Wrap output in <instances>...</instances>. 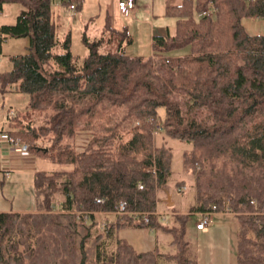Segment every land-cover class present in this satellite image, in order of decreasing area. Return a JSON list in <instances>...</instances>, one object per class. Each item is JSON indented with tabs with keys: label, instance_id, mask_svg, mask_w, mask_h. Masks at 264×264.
Here are the masks:
<instances>
[{
	"label": "trees",
	"instance_id": "1",
	"mask_svg": "<svg viewBox=\"0 0 264 264\" xmlns=\"http://www.w3.org/2000/svg\"><path fill=\"white\" fill-rule=\"evenodd\" d=\"M13 1L23 10L0 25V45L24 36L28 45L10 57L0 84L26 96L24 112L44 111L48 119L35 125L16 112L5 133L55 167L33 172L28 209L10 201L0 211V264H196L185 224L211 206L227 207L237 221L235 264H264V34L242 25L264 18V0H182L165 10L173 34L153 36L145 60L123 52L124 29L98 39L82 35L86 54H73L69 31L57 32L52 0H0V8ZM208 2L211 15H200ZM59 4L78 9L80 0ZM182 99L196 110L190 117L181 114ZM156 120L166 138L189 146L181 167L192 175L195 204L171 211L168 225L151 214L147 224L127 214L102 224L100 216L121 200L128 211L152 213L163 202L157 194L167 195L172 154L154 143ZM78 133L87 134L81 148ZM184 183L175 181V190ZM129 226L168 235L170 251H135L116 236Z\"/></svg>",
	"mask_w": 264,
	"mask_h": 264
},
{
	"label": "rangeland",
	"instance_id": "2",
	"mask_svg": "<svg viewBox=\"0 0 264 264\" xmlns=\"http://www.w3.org/2000/svg\"><path fill=\"white\" fill-rule=\"evenodd\" d=\"M58 9L57 20V32L62 34L69 30L71 35V47L70 51L73 54L85 55L84 46L80 40L82 37V25L80 23V18L87 19L95 17V23L98 25L102 21L104 11L103 9H98L95 5V0H85V6L83 10L80 8H74L70 11L65 8L53 7L51 5V10L56 13ZM23 10V6L16 1L13 2H3L0 8V20L10 21ZM79 11V12H78ZM83 11V12H82ZM149 15L145 14V18L149 19ZM130 22L133 20H125ZM123 24L125 23L122 21ZM132 23L134 26L131 27V46L128 47L132 53L130 54H142L140 52L149 50V45L144 42L141 35V30L145 28L142 24V17L137 21ZM140 23V24H139ZM242 25L246 33L248 34H264V18H244L242 20ZM88 35V29L86 31ZM85 35V36H87ZM93 36V35H91ZM187 50L186 47L172 50L171 54H181ZM25 52V42L23 37L12 38L8 37L0 45V71L9 70L11 68L10 57L16 54ZM18 98L19 101L13 106L17 110L25 107L27 104V98L25 95L19 92H12L8 89L0 94V114H4L10 102L13 98ZM181 114L183 116H191L195 109H189L183 105V99L181 100ZM23 110V109H22ZM187 110V112H186ZM10 115H13V111L10 110ZM158 115L162 117L163 109L158 108ZM9 115V116H10ZM27 118L32 121L35 125H41L45 123L48 119V113L44 111H35L26 113ZM5 118H3V121ZM2 124V123H1ZM131 127H137L135 122L130 124ZM151 134L156 145L163 143L171 151V174L167 182V195L169 196L170 203L166 200V195L163 197V193L159 192L157 195L161 197L163 202L157 203L155 209L158 213V218L164 217L163 223L168 225L171 221V211L179 210L180 212H187L191 206L195 204L193 189L191 187L192 175L185 173L181 167V153L182 151L188 149V145L184 142L178 140H171L166 138L161 131L155 133L153 129ZM39 160H36V166L38 168L52 169L54 165L45 162L39 164ZM44 163V161H43ZM184 181V189L181 192H177L174 188L173 183L179 180ZM166 200V202H165ZM14 206V204H13ZM115 215L113 213H108L100 216V222L104 224L105 222H110L113 220ZM199 219V214L197 212L189 214L184 231V239L188 244V254L190 257L194 258L196 264H235V240L237 231V221L233 215L230 213L216 212L212 216V221L208 227L204 228L202 231H197L194 228V223ZM160 221V220H159ZM116 236L125 240L135 251L146 252V251H158V252H169L170 246L168 244L169 236L163 234L162 232L156 230H150L148 226H129L120 228L116 231ZM159 264H173L171 261H159Z\"/></svg>",
	"mask_w": 264,
	"mask_h": 264
},
{
	"label": "crops",
	"instance_id": "3",
	"mask_svg": "<svg viewBox=\"0 0 264 264\" xmlns=\"http://www.w3.org/2000/svg\"><path fill=\"white\" fill-rule=\"evenodd\" d=\"M116 2L117 0H95V5L98 7V9H100L101 7V9H103L104 11L102 21L98 25L95 23L96 14L94 15L93 18L91 17V18L83 19L79 17L80 23L83 28L82 35H87L86 31L88 29L87 37L89 39L92 38L98 39L101 35H107L109 33L108 29L112 32L122 31L124 29L129 42L122 44L123 52L130 56H139L143 60H145L151 56V40L153 36H164V35L173 34L174 18L166 15L165 10L179 6L182 0H135L134 10L126 16L120 15L118 13L116 9ZM51 5H53V7H60V9L65 8L72 11L71 9L59 3H51ZM84 6H85V0H80V7L76 10H79L80 8L83 10ZM54 12L52 11L54 15V19L57 20L59 14L58 9L56 13ZM145 14L150 16L148 21L145 18ZM140 17H142V24L145 26V28L141 30V35L143 37L144 42L147 43V45H149V50H147V53L145 51H142L140 52L142 54L139 55L130 54L132 53L130 50H133L132 48L128 50V47L131 46L129 44H131L132 42V38L130 36L131 27L134 26L132 23H135L134 21H137ZM127 19L133 21L126 22L125 20ZM122 21H124L125 23L123 24ZM13 22L14 19L10 21L0 20V25L12 24ZM64 33L65 32H63L62 34ZM23 38L25 42V52H26L28 45V37L24 36ZM100 44L103 45L104 42L101 40ZM84 51L86 53L85 46H84ZM6 70L7 69L2 70L0 71V73ZM6 89L12 92H17L14 90L12 84H5V86L0 84L1 95L3 91H5ZM18 101H19L18 98L16 97L13 98L8 106L7 111L4 114H0V133L13 129L12 127H10L8 120V117L12 116L10 115L11 112L10 110H12L14 113L17 112L21 116L26 113L24 112L27 109L26 104L25 107L22 108L23 110L21 109V111L17 110L16 108H13V106ZM0 107L2 108V105H0ZM3 118H5L4 121ZM36 160H39V162L43 164L42 166H46L44 165L45 161L43 163V160L37 159L36 157H34L29 153H22L19 152L18 150H14L10 147V145L6 141L0 140V183L2 181L0 185V211L8 209V204L10 201L11 202L21 201L17 205L14 204L13 206L14 209H16L17 207L23 209L25 206L26 207L24 209L29 208L31 204L29 202L30 199L29 197L31 194L33 172L36 169H39L36 166ZM156 209L158 210V207ZM202 230L203 229L197 231H202Z\"/></svg>",
	"mask_w": 264,
	"mask_h": 264
},
{
	"label": "built area",
	"instance_id": "4",
	"mask_svg": "<svg viewBox=\"0 0 264 264\" xmlns=\"http://www.w3.org/2000/svg\"><path fill=\"white\" fill-rule=\"evenodd\" d=\"M52 1H53L52 3H59L61 0H52ZM74 8H75L74 4L69 5V9L73 10ZM134 8H135V0H117L116 2V9L120 15L126 16L130 14L134 10ZM212 9H213L212 4L208 2L199 14L200 15H211ZM135 125L137 126L138 123L135 122ZM159 131H161V125H160L159 120H156L154 123L153 132L157 133ZM86 138H87V134H84V133L76 134L75 144L79 148L83 147L84 144L86 143ZM0 140L6 141L10 145V147L14 150H18L19 152H22V153H28L27 145L25 143H22L17 137H13V136L8 135L5 132H1ZM137 188L141 189L142 185L140 183H137ZM182 189H184V186L180 187V190ZM102 201H103L102 198L95 199V202H102ZM216 212H218V210L215 208V206H211V209L209 211L200 213L199 219L194 223V228L197 230H201V229L208 227V225L212 221L213 214ZM221 212L229 213L227 207L224 208V210H222ZM112 213L116 216L127 214V215H130L136 221L143 222L145 224L148 223L150 214L156 217L158 216V213L156 211H153L152 213H148L145 211H128L126 208V203L123 200L117 203ZM76 215L78 217L82 216L83 218H86V213L84 211H77ZM163 219L164 217H162L159 220L164 221ZM149 228L150 230H152L151 227Z\"/></svg>",
	"mask_w": 264,
	"mask_h": 264
},
{
	"label": "water",
	"instance_id": "5",
	"mask_svg": "<svg viewBox=\"0 0 264 264\" xmlns=\"http://www.w3.org/2000/svg\"><path fill=\"white\" fill-rule=\"evenodd\" d=\"M166 200H167L168 203H170V199H169L168 195H166Z\"/></svg>",
	"mask_w": 264,
	"mask_h": 264
}]
</instances>
